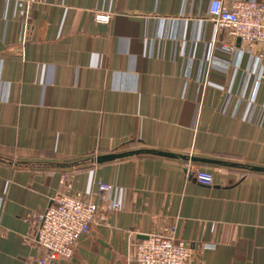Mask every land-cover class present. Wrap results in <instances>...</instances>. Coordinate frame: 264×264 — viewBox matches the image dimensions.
I'll list each match as a JSON object with an SVG mask.
<instances>
[{"label":"crops","instance_id":"0c3cea01","mask_svg":"<svg viewBox=\"0 0 264 264\" xmlns=\"http://www.w3.org/2000/svg\"><path fill=\"white\" fill-rule=\"evenodd\" d=\"M210 2L0 0V264H37L57 192L98 212L54 264H135L138 240L169 233L189 264H264V171L248 168H264V59L223 48ZM137 149L234 165L191 161L207 186L187 159L92 161Z\"/></svg>","mask_w":264,"mask_h":264},{"label":"built area","instance_id":"2783aa9c","mask_svg":"<svg viewBox=\"0 0 264 264\" xmlns=\"http://www.w3.org/2000/svg\"><path fill=\"white\" fill-rule=\"evenodd\" d=\"M25 1L29 5L36 0ZM209 15L219 27L225 28L232 40L223 48L241 51L256 60L264 59V1L236 0L227 5L222 0H211ZM110 16L108 12L99 11L94 14V21L106 24ZM237 39L239 45L235 44ZM255 47L260 48L256 50ZM185 167L196 182L207 186L213 184L210 171L193 168L189 159ZM110 188L109 184L98 181L96 196L103 200L104 193ZM110 207L118 210L119 200H113ZM97 212L98 205L94 201L66 192L53 194L49 205L34 219L36 243L43 252L37 264H54L70 258L78 240L90 230ZM190 259L188 247L171 233L148 235L135 243V264H189Z\"/></svg>","mask_w":264,"mask_h":264},{"label":"water","instance_id":"95a60500","mask_svg":"<svg viewBox=\"0 0 264 264\" xmlns=\"http://www.w3.org/2000/svg\"><path fill=\"white\" fill-rule=\"evenodd\" d=\"M237 43H239V39H237ZM141 153L160 155V156H165V157H170V158H182V159H187V160L189 159L190 161H195V162H200V163L234 165L233 163H226V162L216 161L212 159L179 155V154H174V153H169V152L157 151L153 149H137V150L123 152V153H108V154H103V155H97L96 157L92 158V161H94L95 163H102V162L114 160L117 158H123L126 156H130L134 154H141ZM248 168L251 170H256V171H264V168L262 167L249 166Z\"/></svg>","mask_w":264,"mask_h":264}]
</instances>
